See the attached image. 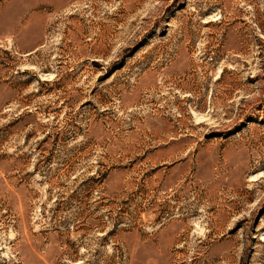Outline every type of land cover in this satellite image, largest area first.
<instances>
[{
  "label": "rangeland",
  "instance_id": "1",
  "mask_svg": "<svg viewBox=\"0 0 264 264\" xmlns=\"http://www.w3.org/2000/svg\"><path fill=\"white\" fill-rule=\"evenodd\" d=\"M0 264H264V0H0Z\"/></svg>",
  "mask_w": 264,
  "mask_h": 264
}]
</instances>
